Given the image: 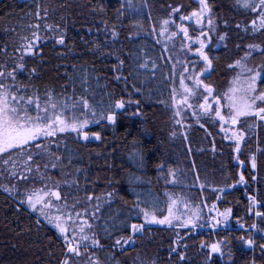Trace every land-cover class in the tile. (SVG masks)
<instances>
[{"label":"trees","instance_id":"trees-1","mask_svg":"<svg viewBox=\"0 0 264 264\" xmlns=\"http://www.w3.org/2000/svg\"><path fill=\"white\" fill-rule=\"evenodd\" d=\"M208 3L219 33H226L222 41L225 45L217 50L210 78L218 92L222 83L232 77L226 72L228 64L235 57H243L247 44L256 43V37L245 31L254 16H246L236 7L235 0H208ZM174 8L179 11L173 12ZM198 8L195 0H2L0 3V71L16 69L15 81L0 78V83L11 85V90L20 95L39 97L42 105L51 95L67 106L66 115H76L82 120L79 114L82 112L92 121L99 120L93 123L104 135L103 142L92 147L73 144L63 153L65 168L77 175L80 195L86 199L101 198L97 200L93 233L88 230L86 234L95 235L103 247H89L87 252L81 249L85 252L81 258L90 263L98 259L100 264H252L253 260L255 264H264L260 250H244L241 245L243 230L239 225L249 226L248 201L236 190L223 196L220 207L238 210L241 216L230 218V225L227 223L219 231L208 227L189 230L179 226H144L134 236L133 250L128 249L125 254L114 250L117 239L131 235V223L142 224L141 209L149 212L159 209L154 214L163 218L170 197L180 198V203L189 207L188 195L201 200L197 203L199 207H211L216 200L215 189L196 184L197 177L232 165V152L218 134L216 122L203 118L198 101L186 110L177 99L181 78L185 86L192 62L185 44L179 42L177 24L181 16ZM165 19L172 23L161 35ZM45 25H51L52 30ZM34 31L41 39L32 53L23 56L22 45L28 42L23 37L31 39ZM61 33L65 37L63 45L55 42ZM169 39L180 46L181 73L165 48L163 40ZM142 63L147 67L141 68ZM20 64L23 69L18 67ZM260 85L264 90V82ZM82 98L88 101L89 109L83 108ZM117 100H123L125 107L113 108L116 123L100 119V114L106 115L109 104L114 105ZM177 111L179 115H175ZM248 121L243 124L247 125L246 131H250ZM108 131L115 133L111 142L105 136ZM61 147L55 145V149ZM228 169L230 173L233 171ZM49 173L47 170V179L53 177ZM85 218L80 216L79 220L84 222ZM173 241L178 242L179 250L185 251L186 262L170 253L171 247L178 246ZM217 241L226 242L222 244L223 255L212 254L209 261L208 249L202 250L201 245ZM65 252V242L59 241L56 233L37 225L34 217L30 218L26 209L14 201L13 195L0 190V264H59ZM126 256L129 261H123Z\"/></svg>","mask_w":264,"mask_h":264},{"label":"snow or ice","instance_id":"snow-or-ice-1","mask_svg":"<svg viewBox=\"0 0 264 264\" xmlns=\"http://www.w3.org/2000/svg\"><path fill=\"white\" fill-rule=\"evenodd\" d=\"M199 8L193 10L187 16H181V20H194L197 25L200 26L199 35L193 38L189 35V30L187 27L183 25L179 26V32L183 33L185 40L191 41L193 44L198 45L195 49L196 55L207 65V67H211L212 59L208 56L205 49L208 47V43L211 41L210 33L215 32L217 30V25L215 23V19L212 16V8L208 3V0H198ZM235 5L237 8L242 9L246 12L256 13V18L250 22L251 32L255 34L257 31L264 30V0H235ZM131 6V4L129 5ZM173 12H178V8L172 9ZM207 14V24H208V32L203 31V21ZM39 13H37V16ZM172 23L169 19H165L162 21V29L161 35L167 31V26ZM224 26H228V21L225 20ZM36 29H39V25L35 26ZM46 28L52 30L51 25H45ZM240 25L237 24V28ZM245 31H248V28H245ZM112 35L115 37L116 32L113 31ZM176 33H172V36H175ZM226 38V33L219 36V40L223 41ZM24 40L28 41L25 45H22L24 50L27 53L33 52V49L36 46V42L41 39L38 35V32L34 31L32 33V38L23 37ZM55 42L59 45H63L65 42V37L63 33H61L56 39ZM189 51L192 50L191 45L188 46ZM248 51L245 53L244 57L239 60H236L233 65H229L230 68L239 69L237 76L233 79V86L229 89L228 93H225L223 99L227 100V108L228 114L225 116L222 114L221 108L223 107L220 104L221 97H216L217 107L214 109L215 116L222 122L221 131L225 133V137L227 139L233 140L235 143L234 151L237 154L242 152L241 144L245 141V132L243 131H231V135H228L230 128L223 127L224 124H230L231 126H235L242 122V119L254 118L258 122H264V91H261L257 87V80L261 79V82H264L262 76H264V66H258L257 70H254L248 67V60L251 56V53L254 51H260L264 54V48H261L258 44H249L247 45ZM123 64V61H121ZM141 68L147 67V64H140ZM20 69H23V64L18 65ZM16 69L14 68L11 72L0 71V78H11L13 81L16 80V76L14 75ZM187 71V68L185 69ZM194 80L195 85L199 87L203 82L193 75L190 77ZM181 86L184 88V93L186 94L184 98L179 102L181 104H187L189 108L192 107L191 104L188 103V97L195 95L192 89L184 86V78H181ZM204 91L209 95L212 94L213 89L209 85H203ZM12 86L0 83V156L4 154H9V159H5L3 163L5 165L9 164V160L11 159V154L14 150H18L23 153L25 148L30 144L38 141L41 138H47L56 136L58 133L65 132H75L78 134H82V138L84 140L89 139V134L84 132L83 129L87 128L90 121L87 119H79L76 115H73L71 118L65 116V110L67 106L54 100L51 95L47 97L46 102L42 105L40 103L39 97L20 95L18 92H14L11 90ZM208 97H204V103L200 104L199 107L203 110L204 113H209L212 111L211 106L207 102ZM173 101L175 103V96H173ZM84 109H89L90 105L86 99L81 100ZM125 102L123 100H117L114 105L109 104L107 114L104 112L100 114V119H106L110 124L116 123V112L113 111V108L116 110L124 109ZM34 113V114H33ZM139 114V113H135ZM179 111L175 113V115H179ZM96 116V112L93 111V117ZM93 122L98 123L99 120H94ZM179 123V121H177ZM251 127V126H250ZM175 135V133H173ZM92 136L95 139L100 140L101 136L99 132L92 133ZM35 146L40 148L41 145L36 143ZM33 159L32 155L29 154L27 156V160L31 161ZM239 159V156H237ZM13 166H15V161H12ZM250 163L252 170L257 168V157L255 154L250 156ZM240 164L243 165L244 162L240 161ZM47 167V165H45ZM53 168L56 167L55 164L52 165ZM28 171H31L29 168ZM10 175L15 176V172H11ZM20 179H27L26 176H21ZM257 177L255 175L252 176L253 182H255ZM238 184L246 185L247 181L243 173H240ZM234 187V185H233ZM4 190L6 192H11V189L5 187ZM221 192L225 191V189H220ZM111 196V193H108ZM48 196H54L57 200H59L60 194L58 191H44L43 189L32 190L27 193L24 200L21 203H27V205L33 210L37 211V207L39 206L40 215H43L48 223L51 224L58 233L63 237L66 245V252L64 253V259H62L59 264H74V258L81 257L87 252L89 247L92 248H102L103 246L100 244V241L95 238V235L89 236L85 232V228L91 229L92 225L88 224L87 221L76 225L75 221H72L71 213L65 215L57 209L56 215H50L49 210L53 208V204L50 200L46 199ZM92 196H89L88 199L92 200ZM97 200L100 197H96ZM219 199V197H217ZM249 212H251L252 207H264V204H261L260 201L257 200L255 196H249ZM170 203L167 209V215L163 216V218H158L154 212L159 210L154 208L152 212H149L147 209H141L140 211L143 214L144 221L149 224H159V225H167L168 227L179 226L185 229H194L197 227H204L205 224H208L213 231H215L221 224L227 225L230 216L232 215L231 208H225L224 211L220 212L217 209L215 204L209 208V213L212 211H216L217 215L211 217L209 220H206L204 223H200L202 218V210L199 208L195 210L188 209L187 203L184 204L185 209L191 212V215H187V218H184L186 213H179L178 204L181 202L178 198L170 197ZM98 207V206H97ZM79 213H76V216L79 217ZM94 215V214H93ZM254 215L262 220H264V212L255 211ZM222 218V219H220ZM69 221H72V232L74 233L69 238ZM39 223V221H37ZM131 229V235L127 237V239L123 240L124 244H129L133 242V237L136 233H140L143 231L144 225L131 223L129 225ZM239 227L244 229V225L240 224ZM252 229L257 228V224L253 223L250 226ZM264 231V229H262ZM179 235V234H177ZM244 243H246L249 247L254 244V241L251 237L245 238L240 237ZM173 243L178 244L177 241H173ZM226 243L224 241H217L210 245H201V249L203 250L205 247L208 249V260H211L212 254L220 253L223 255L221 245ZM116 246L121 245V239H117L115 242ZM185 250L187 249V244L182 246ZM262 254H264V245H261ZM81 248L85 249V252H81ZM180 245L177 247H171L170 253H175L179 261L186 262L185 251L179 250ZM91 264H100L99 260H92ZM252 264H255L253 260Z\"/></svg>","mask_w":264,"mask_h":264},{"label":"flooded vegetation","instance_id":"flooded-vegetation-1","mask_svg":"<svg viewBox=\"0 0 264 264\" xmlns=\"http://www.w3.org/2000/svg\"><path fill=\"white\" fill-rule=\"evenodd\" d=\"M2 0H0L1 3ZM22 1H30V0H22ZM198 2V0H195ZM199 4V3H198ZM183 25L184 27H187L189 30V35L192 36L193 38H195L196 36L199 35V30H200V26L197 25L195 23V21H193L191 24H187V23H183L180 24V20L177 24V30L179 33V36H182V39L184 41L185 47L188 49L189 51V45H191L192 50L189 51L192 62L191 64L197 62L199 64L195 65V67L197 68V71L199 70V72L197 73V75L195 76L197 79L201 80L203 83L201 85H199V87H197L195 85V82L193 80V82L185 84L186 87H188L189 89H192L195 93V95L193 96H189L188 97V103L192 104V102L194 101H198V105L204 103V97L207 96L208 97V104L211 106L212 111H210L209 113H204L203 110L200 108V110L203 112L204 114V119L207 120V122L209 121H214L216 122L219 131L218 134L222 136L223 138V142L228 145V150H230L232 152V156L230 157L232 160V165H228V168H233V171L230 173L229 169L222 167L221 169H219L218 171H212V172H207L204 173L202 176L197 177L196 180V184L202 185V186H206V187H211L214 190V194L216 195V200L214 203H211V207L213 204H215L217 206V209L222 212L224 210L221 209V205L220 202L222 201L223 196L230 194L232 191H238V192H242L243 196L245 197V199L248 201V207H247V218L249 219V226L246 227L244 225V229H242V233H243V237L245 238V240L249 237L252 238V240L254 241V244L249 247L246 243H244V241H242L241 245L242 247L244 246L245 248H243L244 250H260L261 251V245H264V231H262V229H264V220L256 217L254 215L255 211L259 210L264 212V207H252L251 212H249V196H255L257 198L258 201L261 202V204H264V122H258L256 121L254 118H248V119H242L244 121H242L240 124H237L235 126H231L230 124H224L223 127L226 128H230V131L228 133V135H231V131H243L245 132V141L242 142L241 144V148H242V152L240 154H237L234 151L235 148V143L233 140L227 139L225 137V133L223 131H221V127H222V122L215 116V112L214 109L217 107L216 104V97H218V92L216 87L211 83L210 78L213 75V71L215 68V56H217L216 52L217 49L215 48L216 45V40L214 39L213 34L210 33L211 35V41L207 42L208 43V47L205 49L206 53L208 54V56L210 57V59H212V71L211 73H209L210 68L207 67V65L196 55L195 53V49L198 47V45L193 44L191 41L189 40H185L183 33L179 32V26ZM195 28L196 32L193 33L192 29ZM203 31L208 32V24H207V16L205 17L204 21H203ZM24 52V51H23ZM21 52V53H23ZM190 64V67L188 69V72L190 70L193 71V67ZM201 69V70H200ZM209 85L210 87H212L213 92L211 95H209L207 92L204 91V87L203 85ZM186 95V94H185ZM181 101V99L179 100V102ZM220 104L223 106V101H220ZM180 106H184L186 110H189L190 108L188 107L187 104H181L179 103ZM222 114L224 113V106L221 108ZM69 118H71L72 116L69 115H65ZM249 120V121H248ZM248 121L249 124V129L250 131H246V124L243 125L244 123H246ZM251 126V127H250ZM84 132H87L89 134V139L88 140H84L82 138V134H78L75 132H65V133H58L56 136H52V137H47V138H41L38 141L30 144L29 146H27L24 150L23 153L19 152L18 150H14L11 154V159L9 160V164L5 165L3 163V161L5 159H9V154H4L2 156H0V190L6 192L4 190L5 187L11 189V192H8L11 196H14V201L18 202L20 204V206H22L24 209H26L28 215L30 218L34 217V221L37 225H44L47 228H50L54 233L57 234V239L59 241L65 242L63 237L58 233V231L51 225L46 224L45 222H43L41 220L40 217V212H39V206L37 207V211H33L28 205L27 203H21L22 200L25 199L26 195L28 192L32 191V190H39V189H44V186L46 184H48L46 182V184H44V181H46L45 177H46V171L47 169H44L45 173H43V181L42 182H38L36 181L37 179V175L38 174H42V173H37V172H33L31 173L30 171L28 172L29 167H31L30 165H28V160H27V156L29 154H31V152L33 151H43L44 157L43 158H39V157H35L34 158V166H36V164H38L39 167H37V169L42 170L43 172V165H45L42 162L46 161V156H47V152H48V148L50 150V152H53V148H55V145L57 144H61L63 147H61L60 149L57 148V150H59L60 155H61V160L63 163V153L65 152L66 148H68L69 146L73 145V144H78V145H84V146H95L101 142H103V138L104 135L97 131L95 129V124H89L87 128L83 129ZM95 132H99L101 139L97 140L95 139L94 136H92V133ZM115 135V133L113 131H108L106 133L105 136L110 137L109 142H111V137H113ZM38 143L41 145L40 148H37L35 146V144ZM66 145V146H65ZM223 150V149H222ZM225 150H223L224 152ZM46 152V153H45ZM23 154V155H22ZM252 154H255L257 157V168L255 170H252L251 168V163H250V156ZM23 156V158L19 161L20 163H15L17 165H19V167H21L23 164L25 165V168L21 167L20 171H22L23 173H20V177L23 176L24 174L28 177L27 179L32 176L30 178L29 181H26L27 179L24 180L23 183H17L20 182L21 179H17L16 175L12 176L10 175L11 172H15L16 168L15 166H13L12 161H14V159L16 158V156ZM237 156H239V159H237ZM240 161H243L244 164L241 165ZM158 164H159V160H157ZM23 163V164H22ZM173 164L175 165V160L173 162ZM65 165V164H63ZM176 166V165H175ZM36 169V170H37ZM68 169V168H65ZM240 173H243L245 176V179L247 181L246 185H241L238 184L237 181L239 180V175ZM255 175L257 177L256 181L253 182L252 180V176ZM173 181H175V178L173 179ZM234 185V187H233ZM220 189H225V191L221 192ZM190 197V206L188 207V209L190 210H195L197 208H199L200 210H202V214H203V219L205 220H209L211 217L216 216L217 212L214 210L211 213H209V208H211L210 206H205L203 208L199 207L197 203H199L201 200L196 199L193 200V195H188ZM50 197V196H48ZM46 197V199L48 198ZM217 197H219V199H217ZM172 198H178L175 196H172ZM180 200V198H178ZM183 201H186V199H184ZM195 202V204H192V202ZM199 201V202H198ZM178 210L179 213H186L184 218H187V215H191V212L188 211L187 209H185L184 205H182L181 203L178 204ZM241 216V213L238 210H232V215L230 216V218H234V217H239ZM158 218H161V216ZM229 218V219H230ZM222 219V218H220ZM37 221H39V223H37ZM71 221H69L68 223H70ZM202 223V222H200ZM204 223V222H203ZM229 224V221L227 222ZM256 223L257 224V228L256 229H252L250 226ZM143 224V221H142ZM144 225V224H143ZM159 225V224H157ZM155 225V226H157ZM230 225V224H229ZM145 226V225H144ZM160 226V225H159ZM224 224H221L215 231H219L222 227H224ZM227 226V225H226ZM211 229V227L208 224H205L204 227H197L194 229H201V228H207ZM239 229H241L239 227ZM93 233V232H92ZM69 235V234H68ZM69 238L71 239V236L69 235ZM125 238L121 239V245L120 246H116L114 248V250L116 252H118L119 254H125L126 251L128 249L133 250L136 244V240L133 237V242L134 244H124L123 240ZM92 248V247H91ZM82 249V248H81ZM93 249V248H92Z\"/></svg>","mask_w":264,"mask_h":264},{"label":"rangeland","instance_id":"rangeland-1","mask_svg":"<svg viewBox=\"0 0 264 264\" xmlns=\"http://www.w3.org/2000/svg\"><path fill=\"white\" fill-rule=\"evenodd\" d=\"M240 10H242V9H240ZM242 11H244V10H242ZM244 12H245L246 16L247 15L248 16L253 15L254 16L253 19L256 18V13H251V12H246V11H244ZM247 21H248V19H247ZM216 22L217 21H215V23ZM216 25L218 26L217 23H216ZM247 25L249 27L248 31L250 32V36L252 38L256 37L255 38L256 43H253V44H258V45L261 46V48H264V35H262V31L263 30L257 31L255 34H253L251 32L250 23L247 22L246 26ZM218 28L219 27H217V30L215 32H212L211 34H213L214 39L216 40V45L217 46L215 48L217 50H221L220 48H222L225 44L222 41L219 40V36L222 35V34L219 33ZM163 42L165 44V48L167 50V53H168L170 59L173 61V63L176 64V67L178 65V72L179 71H180V73L183 72V70H182V60H181V57H180V46H179V44L174 42V41H170V39L168 41L163 40ZM179 42H180L181 45L184 44V41H183L181 35L179 36ZM249 44H247V45H249ZM239 48H240V45H239ZM246 49L248 51L247 46H246ZM29 54L30 53H27L26 51H24L22 53L23 56L29 55ZM216 54H217V52H216ZM244 55H243V57H244ZM235 59L239 60V59H241V57H235ZM236 60H234L233 62H230L228 64L227 69H226V72L230 73V75L232 76L231 79L227 80L226 83H222L223 86L218 91V97H221V100L223 101V106H224V113L223 114L225 116H227V114H228V108L226 106L227 105V100L223 99V97H224L225 93H228L229 89L233 86V84H232L233 79L237 76V73L239 71V69L230 68L229 65H233ZM247 63H248V67H250V68H252L254 70H257L258 66H264L263 54L260 51L252 52ZM197 64H199V63L195 62V63L191 64L192 67H193V71L190 70L189 71V75L185 76L186 80L188 79V82L185 83V84H188L189 82H193V79H191L190 77H192L193 75L196 76L197 73L199 72V70L197 71V68L195 67V65H197ZM180 73H179V76L181 77ZM262 79H263V76H262ZM260 83H261V79H258L257 80V87H258L259 90L264 91V90L261 89ZM184 96H185L184 88L181 87V89H179V91H178V98L177 99H179V100L181 99L182 100L184 98ZM79 111L80 110L77 108L76 113L78 114ZM66 113H68V112L65 110V115H66ZM79 114H80V117L82 118V120L83 119H87V120L90 121L89 124H92V125L94 124L93 121L91 119H89L88 115L83 114L82 112H80ZM52 150H53V152H50V150L48 148V152H47V156H46V164H45V165H47V167H45V165H43V172H42V170L37 169V167H39L38 164H36V166H34V164H35L34 158L35 157L43 158L44 157L43 151L37 150V151L31 152V155H32L33 159L31 161L27 162L28 165L31 166V167H29L31 169V171H30L31 173H33V172L42 173V174H38L37 175L36 181H38V182H42L43 181V173H45V171H46V170L44 171V169H47L50 172L49 174H51L53 176V177L48 176L49 179H47V177H45L46 181H44V184H46V182L48 184H46L44 186V189H45L44 191H46V192L47 191H52V192L58 191L61 198L59 200H57L56 197H54V196H50V197L47 198L54 205L53 208L51 210H49V214L50 215L58 214L57 213V209H60V211L62 213H64L65 215H67L68 213H71L72 221H75L76 225H79V224L83 223V222H81V220H79L80 216L86 217L85 221H87V219H88L87 223L91 224L92 227H91V229L86 227L85 228V232H87L89 230V232L91 234L93 232V230H94L93 227L95 225V212H96L97 203H98L97 199H96V197H93L92 200H89L88 198L87 199L85 197L83 198V196L80 195L78 188H76L77 175L72 173V171L70 169H65V166L63 165L62 160H61V156H60L59 150H57L55 148H53ZM22 155L21 156H19V155L16 156V158L14 159L15 163H17V162L20 163L19 161L23 158ZM53 164L56 165L55 168L52 167ZM21 167L25 168V165L23 164ZM21 167H19V165L15 164L16 178H20L19 174L23 173L22 171H20ZM23 176H26V175L24 174ZM26 177H28V175ZM31 177L32 176H30L26 181H29ZM24 180L25 179H21V181L18 182V183L21 184V183L24 182ZM76 213L80 214L79 217L76 216ZM40 217H41V220L43 222H45L48 225H51V224L48 223V220L43 215H40ZM72 221L69 223V226H70L69 235L71 237L74 234L72 232V226H73L72 225ZM141 221L144 222V218L143 217H142ZM205 221H206V219L205 220L203 219V214H202V218H201L200 222H205ZM136 234H139V233H136ZM129 244H131V242ZM221 247H222V250H223V246L222 245H221ZM128 258H129V256L124 257L123 261H129ZM91 262H92V260H91ZM74 264H91V263L89 262V260L87 261L86 259L79 257L78 260H74Z\"/></svg>","mask_w":264,"mask_h":264},{"label":"water","instance_id":"water-1","mask_svg":"<svg viewBox=\"0 0 264 264\" xmlns=\"http://www.w3.org/2000/svg\"><path fill=\"white\" fill-rule=\"evenodd\" d=\"M206 16H207V14H206ZM193 21L194 20H192V21H189V20H180V24H183V23L191 24ZM211 71H212V66L210 67L209 73H211ZM143 224L145 226H155V225H157V224H149V223H146L145 221L143 222ZM133 244H134V242H132V245Z\"/></svg>","mask_w":264,"mask_h":264}]
</instances>
